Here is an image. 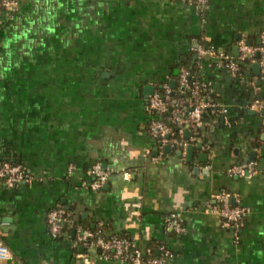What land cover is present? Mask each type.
Wrapping results in <instances>:
<instances>
[{
    "label": "crops",
    "instance_id": "1",
    "mask_svg": "<svg viewBox=\"0 0 264 264\" xmlns=\"http://www.w3.org/2000/svg\"><path fill=\"white\" fill-rule=\"evenodd\" d=\"M262 31L264 0H18L0 12V160L32 176L0 183V239L14 257L0 264H128L76 242L75 225L150 256L164 247L166 264H264V70L256 51L227 65L239 39L255 46ZM193 41L213 53L197 55ZM190 53L204 95L225 110L205 111L189 155L159 147L148 98L175 84ZM181 101L176 130L188 139ZM95 162L110 173L91 190L82 182ZM246 162L250 177L229 173ZM222 190L248 209L235 233L213 209ZM57 205L71 217L53 237L46 213ZM170 213L182 232L166 225Z\"/></svg>",
    "mask_w": 264,
    "mask_h": 264
},
{
    "label": "built area",
    "instance_id": "2",
    "mask_svg": "<svg viewBox=\"0 0 264 264\" xmlns=\"http://www.w3.org/2000/svg\"><path fill=\"white\" fill-rule=\"evenodd\" d=\"M193 3L196 6H201L205 0H180ZM18 6V0H0V12L7 14L13 13ZM238 59L237 61H229L227 65L231 70L238 69V61H243L248 54L255 51L258 52V64L264 70V31L259 34V43L251 45L245 39L237 41ZM197 55L212 54L211 49H206L202 45L194 47ZM178 85L182 89H190V104L188 105V115L190 123L193 128V133L188 139H183L181 130L173 131L172 125L179 121L180 116L185 109L180 98L174 99L175 103L170 106V99L172 94L171 87L164 83L161 85L162 91L153 92L148 98V107L153 113L157 114L153 118L148 129L150 134L157 140L159 147L162 149L166 145L168 147L177 148L181 152L185 150L186 146L194 139L193 134L201 125L203 115L207 109L219 112L225 109L213 101H209L200 91L204 89L205 84L200 81L188 82V71L185 67H180L178 70ZM256 105L264 108V103L259 99L255 100ZM89 173L92 180L89 182H82L88 189H99L107 180L110 169L102 167L98 162L91 165ZM229 173L237 176L250 177L255 173L254 163L246 162L233 165L229 169ZM123 177L128 179V172L123 171ZM32 176L19 163L7 162L0 160V183L5 186H12L18 183H27L31 181ZM232 194L228 191H219L212 196V201L216 203L213 207L220 218L221 225L237 231L240 224L248 213V209L239 203H230ZM70 211L62 206H54L46 213V223L49 234L53 237L59 236L65 229V224L70 220ZM166 225L170 226L176 232L183 231L182 219L177 213H170L165 217ZM75 241L85 244L94 245L100 252L107 256L127 262L128 264H166V259L171 255L170 251L161 247V254L158 256H150L138 249L135 244L125 236L117 235H103L99 228L90 229L82 225H75ZM13 253L0 239V259L12 260Z\"/></svg>",
    "mask_w": 264,
    "mask_h": 264
},
{
    "label": "trees",
    "instance_id": "3",
    "mask_svg": "<svg viewBox=\"0 0 264 264\" xmlns=\"http://www.w3.org/2000/svg\"><path fill=\"white\" fill-rule=\"evenodd\" d=\"M237 66H241L239 63L237 64ZM177 67L178 70L180 67H185L186 70L188 71V82L191 83L192 81H199L198 77L196 75V59L192 58V54L190 53L187 57L182 58L180 61L177 62ZM172 89V94H171V99H170V106H173L175 101L174 99L176 98H182V99H188L190 98L191 94H190V89L186 88V89H182L179 87L178 85V72L176 74V81L175 84L171 87ZM159 92L162 91L161 87L158 89ZM201 94H204V89H202L200 91ZM262 101V100H260ZM264 103V101H262ZM204 116V115H203ZM177 123L171 124L173 131L177 132L176 128H177ZM69 223V222H68ZM66 225V224H65ZM118 236V235H117ZM121 236V235H119Z\"/></svg>",
    "mask_w": 264,
    "mask_h": 264
},
{
    "label": "water",
    "instance_id": "4",
    "mask_svg": "<svg viewBox=\"0 0 264 264\" xmlns=\"http://www.w3.org/2000/svg\"><path fill=\"white\" fill-rule=\"evenodd\" d=\"M247 43L249 44V42L247 41ZM197 45V42L196 41H193V46H196ZM257 54H258V52H257ZM147 89V88H146ZM149 89V88H148ZM190 135V132L186 129L185 131H184V136H189ZM200 144L201 143H197L196 144V146L197 147H199L200 146ZM165 149H168L169 147L166 145L165 147H164ZM192 148H193V145H191V144H189V145H187V147H186V150H187V154H191V151H192ZM181 151L180 150H177V153H180ZM4 161H7V162H13L14 161V159H3ZM10 160V161H9ZM17 161V160H16Z\"/></svg>",
    "mask_w": 264,
    "mask_h": 264
}]
</instances>
